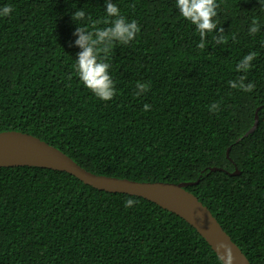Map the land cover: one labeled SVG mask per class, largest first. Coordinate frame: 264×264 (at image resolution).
Instances as JSON below:
<instances>
[{
  "label": "trees",
  "instance_id": "obj_1",
  "mask_svg": "<svg viewBox=\"0 0 264 264\" xmlns=\"http://www.w3.org/2000/svg\"><path fill=\"white\" fill-rule=\"evenodd\" d=\"M111 2L140 32L129 45H113L106 62L116 95L103 101L76 75L72 14L83 9L102 20L106 0H0L14 9L0 18V133L33 135L97 175L194 183L185 189L251 264H264V9L257 0H217L226 43L217 45L213 33L199 49L175 0ZM254 18L261 30L251 36ZM250 52L257 57L245 83L255 88L247 93L228 82ZM137 83L148 90L136 95ZM213 103L217 112L209 111ZM126 198L136 205L126 209ZM0 264L220 262L193 227L152 202L63 172L6 167Z\"/></svg>",
  "mask_w": 264,
  "mask_h": 264
},
{
  "label": "clouds",
  "instance_id": "obj_2",
  "mask_svg": "<svg viewBox=\"0 0 264 264\" xmlns=\"http://www.w3.org/2000/svg\"><path fill=\"white\" fill-rule=\"evenodd\" d=\"M257 2L260 5L259 9H264V0H257ZM105 7V18L98 21H91L83 9H74L72 20L77 25L74 35L78 37L75 40V46L81 49L75 59L74 67L76 75L85 88L90 90L96 98L110 101L116 95V89L109 74L110 64L106 62L108 56L114 44L129 45L134 41L140 32V28L136 21L129 22L121 15L120 9L111 0H106ZM218 7L217 0H175V8L179 15L195 27V31L200 37V42L197 44L199 49L205 48L206 38L213 33H215L213 39L217 45L226 43L224 30L218 28V22L215 19L218 15ZM13 10L10 4L0 6V18L9 17ZM100 24L106 26L98 27L97 25ZM260 30V22L254 18L248 29L249 35L254 36ZM256 57L255 52H250L238 61L235 71L241 75L228 82L231 88L247 93L253 92L255 85L251 82L245 83V75L252 68ZM148 87L147 84L137 83L136 95L146 92ZM149 109L150 105L145 104L144 111L147 112ZM218 110L219 105L216 103L209 107L211 112ZM136 203L134 198H126L124 207L127 209ZM218 248L223 252L220 254V251H217V259L220 264H234L235 258L232 249L225 244L218 245Z\"/></svg>",
  "mask_w": 264,
  "mask_h": 264
},
{
  "label": "water",
  "instance_id": "obj_3",
  "mask_svg": "<svg viewBox=\"0 0 264 264\" xmlns=\"http://www.w3.org/2000/svg\"><path fill=\"white\" fill-rule=\"evenodd\" d=\"M258 119L257 114L255 125L246 136L255 131ZM229 151L230 149L228 154ZM6 167H37L63 172L99 191L145 199L187 222L216 255L217 251L223 254L218 245L225 244L232 249L234 264H251L208 207L185 189L194 183L138 182L97 175L82 168L56 147L33 135L18 131L0 133V168Z\"/></svg>",
  "mask_w": 264,
  "mask_h": 264
}]
</instances>
